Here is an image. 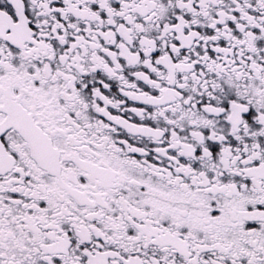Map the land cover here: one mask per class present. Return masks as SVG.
<instances>
[{
  "label": "snow or ice",
  "instance_id": "obj_1",
  "mask_svg": "<svg viewBox=\"0 0 264 264\" xmlns=\"http://www.w3.org/2000/svg\"><path fill=\"white\" fill-rule=\"evenodd\" d=\"M0 264H264V0H0Z\"/></svg>",
  "mask_w": 264,
  "mask_h": 264
}]
</instances>
